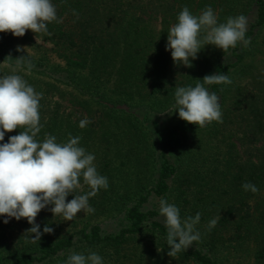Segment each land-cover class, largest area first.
I'll use <instances>...</instances> for the list:
<instances>
[{
  "label": "trees",
  "instance_id": "1",
  "mask_svg": "<svg viewBox=\"0 0 264 264\" xmlns=\"http://www.w3.org/2000/svg\"><path fill=\"white\" fill-rule=\"evenodd\" d=\"M52 3L63 22L49 23L50 35L0 32V76L15 70L43 94L37 141L81 137L109 187L89 198L93 213L73 221L54 216L52 205L41 210V232L45 225L54 231L35 243L25 218L5 224L0 216V264H67L71 254L90 252L103 264H264V0ZM184 7L194 15L211 7L220 23L243 14L250 45L226 53L206 45L192 67L176 64L167 37ZM27 55L30 72L15 60ZM214 73L232 80L205 85L219 97L223 123L200 128L180 119L176 89ZM85 118L91 123L80 128ZM21 130L6 132L0 144ZM246 182L259 193L245 191ZM81 185L66 201L91 190L82 178ZM151 197L175 204L181 218L201 213V242L168 256L165 219L159 208H145ZM104 217L118 218L115 231L104 229Z\"/></svg>",
  "mask_w": 264,
  "mask_h": 264
},
{
  "label": "clouds",
  "instance_id": "2",
  "mask_svg": "<svg viewBox=\"0 0 264 264\" xmlns=\"http://www.w3.org/2000/svg\"><path fill=\"white\" fill-rule=\"evenodd\" d=\"M72 14L79 19L75 9ZM54 21L62 23L63 19L57 17L52 0H0V32H11L16 37L24 36L27 30L50 35L47 25ZM247 25V17L243 14L228 17L226 22L220 23L211 7L199 15L184 7L168 31L166 50H171L176 64L192 67L191 60L197 59V54L206 45H213L224 53L241 42L248 47L251 40L245 38ZM16 51L26 49L17 46ZM15 60L17 67L26 66L29 72L34 67L28 55ZM201 81L203 83L197 82L195 86L176 89L175 107L179 118L200 128L214 121L223 123L219 97L209 92L205 85H230L231 78L214 73ZM42 96L21 75L15 74V70L13 74L0 76V141H4L6 132L23 129L18 135L10 136L8 142L0 144V216L6 217L5 224L11 218L17 221L25 218L32 225L26 234H34L30 239L33 243L40 241L43 234L54 231L45 225L41 232L36 223L41 210L52 205L49 210L54 216L62 215L65 221H73L81 211L93 213L95 209L89 205V198L109 187L107 177L97 171L95 156L80 146L81 137L69 133L66 142H57L54 135L45 134L42 142L37 141V134L43 128L39 112ZM89 123L87 118L82 119L79 127L84 128ZM81 178L91 190L66 201L70 194L81 189ZM242 188L253 194L259 193L258 187L249 182ZM159 212L167 227V245L171 249L168 256L176 257L194 242H201V233L196 228L201 213L181 218L180 209L166 199L159 201ZM218 219L209 221V231L217 225ZM67 264H103V258L96 252L88 255L73 253Z\"/></svg>",
  "mask_w": 264,
  "mask_h": 264
},
{
  "label": "rangeland",
  "instance_id": "3",
  "mask_svg": "<svg viewBox=\"0 0 264 264\" xmlns=\"http://www.w3.org/2000/svg\"><path fill=\"white\" fill-rule=\"evenodd\" d=\"M160 199L157 197H151L150 201L145 204V208H159ZM163 217V216H162ZM163 219H165L163 217ZM104 229L107 231H115L118 227V218L104 217L101 219Z\"/></svg>",
  "mask_w": 264,
  "mask_h": 264
}]
</instances>
